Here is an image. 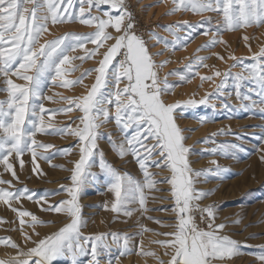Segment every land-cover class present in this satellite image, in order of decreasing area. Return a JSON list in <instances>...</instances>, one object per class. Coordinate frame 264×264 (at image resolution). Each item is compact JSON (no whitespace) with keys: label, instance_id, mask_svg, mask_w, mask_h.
<instances>
[{"label":"snow or ice","instance_id":"1","mask_svg":"<svg viewBox=\"0 0 264 264\" xmlns=\"http://www.w3.org/2000/svg\"><path fill=\"white\" fill-rule=\"evenodd\" d=\"M171 2L173 7L165 15L191 12L199 15L216 13L221 17L215 30L207 29L201 33L208 35L211 32V38L208 43L197 48V51L214 47L216 44H226L221 37L223 31H234L250 26L259 27L264 24V0H171ZM85 3L88 5V10L92 7L99 9L101 5H110V8L118 12V15L113 16L105 11L103 16L107 17L106 19L99 16H90L85 19ZM80 4L79 13H75L71 11L73 0H43V3H38L37 0H0V76L3 77L5 85L0 88V91L7 94L5 100H0V165H3L4 171L10 173L14 179L19 178L13 163L9 160L13 154L22 169L24 161L21 157L26 151L30 152L34 165L32 172L37 175L42 174L38 172L39 165L36 162L38 155L40 159L49 160L44 153L38 154V149L47 151L53 145L39 143L34 138L36 133L51 134L47 132L44 125V113L57 111L47 110L43 104L36 103L38 100L52 99L42 94V89L49 78L54 83L60 80V86L67 88L82 83L83 78L92 71L96 73L95 82L85 95L77 98H63L68 100L69 107L62 111L71 112L73 108L79 110L82 113L80 117L82 127L71 129L69 126L67 129L53 130L55 133L75 136L81 142L80 158L74 163L72 170V185L63 188L69 198L61 200L58 204H49L47 208L42 209L64 213L70 218V222L57 232L34 241V247L28 248L27 251H18L16 257L8 261H0V264H30V262L31 264H53L57 259H67L69 264H79V258L84 256H90L87 264H100L101 255L109 250V245L106 243L109 234L82 237L80 230L85 221L81 217L78 198L84 186L89 182V178H96L95 174L88 170L91 167L90 158L94 155L96 141L101 135L99 128L110 120L115 121L118 131L124 136V142L119 145L112 142L113 150L121 158L131 154L144 173V182L136 181L126 173L120 174L101 157V172L105 177L107 190L113 196L111 210L113 212L123 211L126 216H131L132 211L128 210L127 205L138 201L141 211H149L145 207L147 197L144 190L145 188L153 189L157 181L151 179L152 174L147 171L145 161L157 155L160 160L153 161L155 166L159 168L163 162V166L171 172V177L166 182L171 186V197L175 201L173 209L176 216L175 230L170 233H157V235L169 236L172 239L153 241L171 250L167 264H213L214 261L222 262L238 255L239 242L227 235L219 234L226 225L214 223V207L208 205L201 208L197 203L211 195V191H200L194 187L196 182L194 178L204 176L207 179V172L219 176L227 169L217 166L215 171L212 169L207 172L193 170L186 156L189 148L183 143L186 137L182 135L175 121L177 109L208 105L217 93L224 94L227 79L232 74L214 71L210 76H201L202 81L205 79L211 81L214 76L222 78L216 85L215 91L206 94L199 101L189 99L183 103L166 104L161 97L170 93L175 87L169 84L167 76L179 75L181 81L186 80L187 77L175 71L166 73L164 79L159 77L157 69L162 68L168 61L157 64L152 59L146 42L134 31V18L128 10L126 0H80ZM26 5H31V7H26ZM49 21L53 25L79 21L84 25H94L96 30L87 35L65 33L41 44L40 37L48 31ZM210 21L211 17H207L197 24L184 21L165 26L164 30L173 37L171 44L154 33L150 35L157 43H163L165 48L171 47L175 50V47L181 45L182 41H189L191 38V33L179 37L176 35L177 31L189 28L194 32L197 27H202ZM109 27L114 29L118 35L115 37L110 35L106 31ZM244 39L248 38L244 37ZM109 40H114V43L107 47L102 59L98 62V67L86 70L75 80L64 79L69 71L74 70L73 60L91 59ZM88 42L96 47L85 50V43ZM76 49L85 50V55L80 57L68 55L70 51ZM121 54L124 58L113 64L114 59ZM162 54V52L155 53L157 56ZM213 55L220 60L224 59L218 53H213ZM228 58L233 61L237 60V57L232 54ZM206 59L207 57L203 56L197 57L195 67H208L203 63ZM252 59L254 63L246 69L248 76L237 74L234 77L236 96L241 101L240 106L244 110L257 104L264 105V47L254 53ZM66 65L69 67H65ZM185 68L192 71V62L186 64ZM196 75L199 73L197 72ZM12 77L23 80L25 83H15ZM245 79L252 86L249 92H255L260 97L258 102L252 100L250 94L241 95L240 83ZM121 84H123L122 88ZM110 85L114 90H109L106 94L104 90L109 89ZM243 101H251V103L245 104ZM110 105L114 106V113L110 110ZM211 106L215 108V104ZM223 108L228 109L229 105L224 103ZM259 110L264 113V106ZM36 117H38V122ZM199 119L201 122L207 121L206 117ZM47 127L50 128L51 125ZM218 134L228 133L221 130ZM109 139L111 142V134H109ZM149 140L153 143L148 144ZM237 149H239L238 144L218 146L220 153L225 156ZM216 151L217 149H213V152ZM212 163L215 164L216 161ZM52 166L56 167V165ZM4 184L9 188L0 187V202L17 213L22 226L21 233L26 242H31V237L23 232V226L27 224L34 230L36 226L44 222L29 211L12 208L11 202H19L21 198H26L35 199L37 203L41 201L46 203L45 197L41 196L36 199L35 194H30L27 188L17 191L9 190L12 187V181L0 179V185ZM105 207L107 208V205ZM195 212L200 213L202 220L210 221L208 230L200 229L196 225L193 215ZM24 217H30V220L25 221ZM149 219L152 218L149 217ZM234 223H239V220ZM144 231L150 230L144 229ZM34 234L39 235L35 232ZM110 235L116 244L123 240V250L120 255H126L131 251L128 247L131 237L120 236L118 233ZM0 244L18 249V245L11 239L0 238ZM140 254L155 257L153 252L141 251ZM165 255H169V252L166 251ZM259 259L264 260V256ZM108 264H112L111 260ZM159 264H164V262L160 261Z\"/></svg>","mask_w":264,"mask_h":264},{"label":"rangeland","instance_id":"2","mask_svg":"<svg viewBox=\"0 0 264 264\" xmlns=\"http://www.w3.org/2000/svg\"><path fill=\"white\" fill-rule=\"evenodd\" d=\"M37 2L43 3V0H37ZM126 5L134 18V31L146 42L152 59L157 64L168 61L162 68L157 69L159 77L164 79L166 73L173 71L187 77L186 80L181 81L179 75L167 76L169 84L175 85V87L170 93L161 97L164 103H183L189 99L199 101L206 94L213 93L222 78L214 76L211 81L207 79L202 81L201 76H210L214 71L232 74L227 79L224 94L217 93L211 98L208 105L177 109L175 121L181 129L182 135L186 137L183 143L185 147L189 148L186 156L189 166L193 170L207 172V170L212 169L215 171L217 166L227 169L219 176L207 172V179L204 176L194 178L196 181L194 187L197 190L211 191V195L197 203L201 208L212 205L215 213L214 223L226 225L219 234L227 235L232 240L239 242L240 252L238 255L222 262L214 261L213 264H264V260L259 259V257L264 256V159H262L264 157V113L259 110L264 105L257 104L248 110L241 108V101L236 96V82L234 80L237 74L244 77L248 76L246 69L254 63L253 54L264 47V24L259 27L250 26L234 31H223L221 37L226 44H216L214 47L197 51V48L208 43L211 38V32L208 35L201 33L207 29L215 30L217 22L221 20V17L216 13L199 15L191 12H176L173 15H165L173 7L171 0H126ZM26 7H31V5H26ZM80 7V0H73L71 11L79 13ZM84 7L86 9L85 19L90 16L106 19L107 17L103 16L105 11L110 12L113 16L118 15V12L112 10L110 5H101L99 9L92 7L88 10V5L85 3ZM207 17H211L210 23L197 27L194 32L189 28H183L176 32L179 37L191 33V38L189 41H182L181 45L175 47V50L171 47L165 48L163 43H157L150 35L154 33L171 44L173 37L164 30L165 26L184 21L197 24ZM47 27L48 31L40 37L39 42L41 44L54 40L65 33L87 35L96 30L94 25H84L79 21L56 25L49 21ZM106 31L113 37L118 35L111 27L107 28ZM244 37L248 39L245 40ZM112 43L114 40L106 41L104 47L100 48L91 59L73 60L72 67L74 70L69 71L64 79L75 80L86 70L98 67V62L102 59L103 53ZM95 47L90 42L85 43V50H91ZM85 50L76 49L70 51L68 55L73 57L84 56ZM157 52L163 54L157 56L155 55ZM213 53H218L224 59H218ZM230 54L237 57V60H230L228 58ZM201 56L207 57L203 63L208 67H195L196 58ZM123 58L122 54L118 55L113 64L118 63ZM190 61L193 64L192 71L185 68V65L189 64ZM65 67L69 66L66 65ZM197 72L199 75H196ZM95 76V71H92L83 78L82 83L67 88L60 86V80L54 83L49 78L43 87V96L52 97V99H42L36 103L43 104L47 110L57 111L44 113V125L47 132L51 134L36 133L34 137L39 143L53 145L47 151L38 149V154L42 152L49 157V160L40 159L39 155L37 157L38 172L42 174L37 175L32 172L34 167L32 156L27 151L21 157L24 161L22 169L14 154L9 158L10 162L13 163L18 180L14 179L10 173L5 172L3 165H0V179L12 181V187L9 190L17 191L27 188L30 194H35L36 199L43 196L46 200V203L44 201L37 203L35 199L21 198L19 202H11L12 208L29 211L44 222L42 225L36 226L34 230L27 224L23 226V232L31 237V242H26L21 233L22 226L19 223L20 218L17 213L0 202V238L11 239L18 245V249H13L0 244V261H8L10 258L16 257L18 251H27L28 248L35 246L34 241L57 232L70 222V218L64 213L42 210L47 208L49 204H58L61 200L69 198L63 188L72 185L71 175L74 163L80 158L81 142L79 139L72 135L55 133L53 130L67 129L69 126L71 129H77L78 126L82 127L80 121L82 113L79 110L73 108L71 112L62 111V109L69 107L68 100L63 98H77L85 95L95 82ZM12 79L18 84L25 83V81L15 77ZM3 87H5L3 77L0 76V88ZM120 87L122 88L123 84ZM250 87L252 86L246 79L241 81L239 89L241 95L250 94L252 100L258 102L260 97L255 92L250 93ZM109 90H114L112 85L104 91L107 94ZM6 95L5 92L0 91V100H5ZM224 103L229 105L228 109L223 108ZM243 103L250 104L251 101H243ZM211 104H215V108ZM109 108L114 113V106L110 105ZM37 112L39 113L38 108ZM50 115L51 119H49ZM200 117H206L207 121L201 122ZM35 119L38 122V117ZM48 125L51 127H47ZM221 130L228 134H218ZM98 131L101 135L96 141V147L93 150L94 155L90 158L91 167L88 169L95 174L96 178H89V182L84 186L78 198L81 217L85 221L80 230L82 237L109 234L106 240L109 250L101 255L100 264H108L109 260L112 264H126L127 262L159 264L160 261L167 264L171 250L153 243V241L170 240L172 237L157 235V233H170L175 230L176 216L173 211L175 201L171 197V186L166 182L171 177L170 170L163 166V162L161 167L155 166L153 161L160 160L157 155L146 160L147 171L152 174L151 179L157 181L153 189L145 188L144 190L147 197L145 207L149 211H141L137 201L127 205L128 210L132 211L131 216H126L123 211L113 212L111 210L113 196L108 192L105 177L101 172V157L120 174L126 173L136 181L144 182V173L131 154L121 158L113 150L112 142L116 145L124 142V136L118 131L114 120H110L101 126ZM109 134H111V142ZM147 143L151 144L153 141L149 140ZM222 144H238L239 149L225 156L218 150V146ZM125 146L127 147L126 142ZM213 149H217V151L213 152ZM66 150L67 154H65ZM213 161L216 163L213 164ZM52 165H56V167ZM0 187L9 188L6 184L0 185ZM193 215L196 225L200 229L208 230L210 221L202 220L199 212H195ZM23 219L29 221L30 217ZM236 220H239V223H234ZM144 229L150 231H144ZM34 232L39 233V235H35ZM111 233L131 237L128 245L131 251L128 254L120 255L123 250V240L119 244L114 243ZM141 251L153 252L155 257L141 255ZM166 251L169 252V255H165ZM89 259L90 256L80 257L79 264H87ZM53 264H69V261L57 259Z\"/></svg>","mask_w":264,"mask_h":264},{"label":"bare ground","instance_id":"3","mask_svg":"<svg viewBox=\"0 0 264 264\" xmlns=\"http://www.w3.org/2000/svg\"><path fill=\"white\" fill-rule=\"evenodd\" d=\"M142 263H143V262H142ZM126 264H134V263H132V262H130V263H129V262H127Z\"/></svg>","mask_w":264,"mask_h":264}]
</instances>
